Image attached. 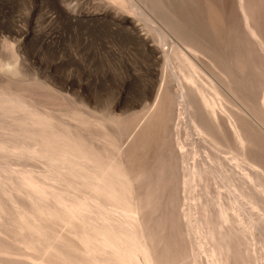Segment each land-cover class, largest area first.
<instances>
[{"label":"rangeland","instance_id":"obj_1","mask_svg":"<svg viewBox=\"0 0 264 264\" xmlns=\"http://www.w3.org/2000/svg\"><path fill=\"white\" fill-rule=\"evenodd\" d=\"M167 18L212 52L184 44ZM242 24L238 0H0V264H175L172 241L186 254L177 264H227L216 247L231 226L248 260L264 264L262 216L249 210L255 224L244 229L220 213L230 189L237 194L226 176L240 183L254 169L229 149L234 115L264 138L263 121L210 59L240 52ZM172 46L215 110L184 78L192 105L181 97V56L164 55ZM159 100L167 109L146 159L159 154L171 183L157 191L131 148ZM205 124H219L228 141L216 143ZM241 211L227 210L246 220Z\"/></svg>","mask_w":264,"mask_h":264},{"label":"bare ground","instance_id":"obj_2","mask_svg":"<svg viewBox=\"0 0 264 264\" xmlns=\"http://www.w3.org/2000/svg\"><path fill=\"white\" fill-rule=\"evenodd\" d=\"M112 1L120 3V2H123L124 0H112ZM150 2H152V0H149V3ZM238 2H239L240 13L242 16V23H243L242 26H243V30L245 34L244 35L245 41L243 43L244 44L243 48L244 47L245 48L243 49L240 46L242 48V49L240 48L241 49L240 52L238 54L235 53L234 56H230L229 58H227L223 53L213 52V58H210V59H211V62L214 60L213 62H215V64L219 66L220 68L219 72L222 71L224 75L223 81L225 82V85L230 90V92L235 97H237L243 104H245L246 107L249 108L255 114V116L259 120H262L264 123V0H238ZM167 19L168 20H166V24L168 25V27L171 30H173V32L182 40L184 44L190 46L191 48H193V50L194 49L204 50V51L210 50L212 52L211 50L212 47L214 49L213 44L210 43L211 45H213L211 47L208 44V41L207 43H205L206 41L204 42L200 38H195L194 36H192L185 29L183 22L180 23L179 21L176 23L169 18ZM161 39L163 42L165 39V35L161 34ZM248 43L251 46V49H250L251 51L247 50ZM164 55H165L166 60L170 61L174 58V57L172 58L173 55L181 56L182 54H180V50L178 48H176L175 46H172L169 50H166L164 52ZM183 56L180 57V60L174 63V69L177 70V71L174 70V72L178 75H179V72L182 73V74L180 73V75L178 76L180 79V85L182 87L181 97H183L186 100L188 96L187 91L184 90L185 83H181V78H184L183 82L188 81L191 84V86H195L193 88H187V89H192L190 92H192L194 89L196 90L198 89L197 92L201 93V94L199 93L200 94L199 96L202 97L203 103H205V105L208 106L207 107L203 105L205 109L206 107L207 108L210 107V109L212 108L213 110H215L214 109L215 103L213 101L211 102L213 98L210 99L212 96L209 95L210 96L209 98V96L207 97L205 95L203 89L201 88V85L202 86L204 85L202 84L201 81L199 83V81L196 80V78H198V75H196L197 76L196 77L194 74V72L196 73L195 71L196 69L193 68V65L191 64V62L189 63L188 62L189 60H187V58H184ZM258 59H260V63ZM176 63H178V65ZM188 86L191 87L190 85ZM186 87L187 85H185V88ZM194 92H195L194 95L197 96L196 95L197 92L196 91ZM215 98L214 100L216 101ZM165 102L164 100H162V102L160 101L159 103H157V106L151 112L145 124H143L142 131H140L137 134L134 140L133 146L131 148V154H132L131 159L135 161V158H136L137 164H138L137 166L138 167L140 166V169L138 171H140V173L145 177L147 181L154 182L156 184L157 191L160 188L166 189L164 187H166L167 185L171 183L170 169L168 166H166L161 161V157L159 156V154L158 155L152 154L150 157L153 160H147L146 154L150 152V147L153 145V141L155 140V137H156L155 129L161 124L164 112L167 109ZM186 103L189 106L190 104L189 99L186 100ZM194 105L195 104H193V107H192L193 109L195 107ZM197 107L198 106H196V108ZM196 108L195 110L200 111L199 108L198 109ZM201 110H204L202 109V106H201ZM212 112L213 114L215 113V111H212ZM199 113H200L199 115L202 116L200 118L204 120L203 118L204 116L202 115V113L201 112ZM235 114H238V113H235ZM193 115L197 116V113L195 114L193 113ZM209 115L212 116V114H209ZM211 116L209 118H211ZM235 116H237V118H236V124H235L234 129H233L234 124L231 123V125H233L231 128L234 131H230V129L228 130L229 133L230 132L234 133L235 136H233V138L235 137V140L233 139L231 140H233V142L235 143L234 145L232 144L233 147L231 146L232 148H229V149L233 150L234 158L237 159V161L238 160H241V161L248 160L254 166L253 167L254 169L252 168L253 171L251 172L243 173L240 183L232 182L231 181L232 175L226 176V179L229 183V188L234 187L235 190L237 191V194H234V192L230 189V192L233 193V201L230 202V204L227 206V209H225V211L223 212L220 211V213L225 216L224 220L232 222V224L236 222V224L237 223L240 224L241 228L244 227V229L246 227L248 228L251 227L252 229L253 225L251 226L250 224H255L254 221L256 220V218L252 216L253 214L249 213V210L251 209L256 210L259 213V215H256V216L258 217L262 216L261 218L264 220V138L262 137L263 134L260 135L261 133L259 134L257 132L259 131V128L256 130V128L251 124L252 122L250 123V121L248 119L247 121L246 118L245 119L241 118L242 115L241 117H238V115H234V117ZM195 120H196V117H195ZM197 120L199 121L201 119L197 118ZM205 120H206V116H205ZM202 122H200V125ZM205 123H208L207 125L211 124V123L209 124V122L207 121ZM207 125L205 124L203 128H206L208 130L207 132L212 138V140L220 144L228 141L226 137L227 135L225 134V130L223 131L222 130L223 128L220 127L219 124H217L218 126L215 125L216 127L214 126L212 128L211 126L209 127ZM229 133L227 134L231 136V134ZM196 173H199V171L196 170L192 174L194 175ZM241 209L246 212V213L244 212V214L247 215L245 216L247 218L246 220L245 218H243L244 216H242L240 219H236L239 217L233 218L231 216V213L227 212V210H230L231 212H234L235 214H237L238 211ZM243 211L241 212L243 213ZM239 214L240 212L238 213V215ZM206 218H207L206 219L207 224L213 222V220L209 219L210 218L209 216H206ZM164 219H165V222H171L170 217L168 216H166ZM259 221H260V218H259ZM229 224L231 225V223ZM225 229L226 230L224 231L222 236L218 239L216 253H217V256H219V258L217 257L216 261L220 260V256L224 254L227 259V264H252L250 262L252 255L250 259L247 257V255H250V254L246 255V249L244 248V246H246L245 242L240 238L239 234L235 230V227L231 226L228 229L227 228ZM244 229H241L239 232H241ZM244 233L245 232H243V234ZM176 245H177V242L172 241L170 245L168 246V250H167V256L168 257L170 256L171 258L176 259L175 264H177L178 261L186 258V254L183 253L182 255L181 251L178 250V247ZM212 247H215V245L212 244ZM178 258H182V259L179 260Z\"/></svg>","mask_w":264,"mask_h":264}]
</instances>
